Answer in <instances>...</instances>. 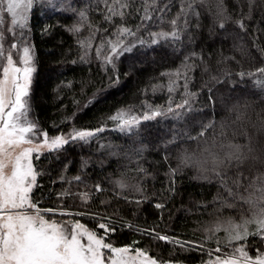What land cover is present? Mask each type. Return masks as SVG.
<instances>
[{
    "label": "snow or ice",
    "instance_id": "snow-or-ice-1",
    "mask_svg": "<svg viewBox=\"0 0 264 264\" xmlns=\"http://www.w3.org/2000/svg\"><path fill=\"white\" fill-rule=\"evenodd\" d=\"M260 3L264 6V0ZM37 6L74 16L73 23L64 26L77 45V59L71 63L91 65L95 61L110 83H119L118 64L125 53L136 49L139 56L146 57L148 50L170 48L169 58L179 62L141 89L145 97L149 93L153 97L165 94V103H150L145 98L138 107L116 109L96 127H78L73 113L60 121L66 130L54 123L55 131L50 134L31 115L36 58L30 21ZM256 7L257 0H232L231 8L229 0H95L94 5L89 0L81 8L69 0H0V264H183L172 258L175 249L200 252V264H264V152L257 153L248 131L250 124L258 133L264 132V109L252 121L250 103L237 101L217 120L213 99L216 85L225 81L235 85L236 77L239 82L250 81L264 101V44L259 35L264 33L259 27L264 11L250 28ZM94 11L101 14L95 22L91 15ZM205 14L212 23L209 33L219 29L231 35L233 50L247 58L248 68L222 49L215 53L213 67V53H207L206 58L203 47L196 50L192 33L199 31ZM48 30L46 25L44 32ZM229 62H234L238 70ZM197 70L201 87L193 91ZM72 83L64 86L71 89ZM88 83L80 81L82 94ZM205 89L210 115L195 107ZM220 102L223 104L222 98ZM73 103L78 105L79 101L73 98ZM91 103L89 99L87 104ZM165 120L174 123L168 129L170 137L162 140L158 150L163 151L167 163L170 149L176 147L178 163L176 167L168 164L167 184L160 195L167 199L175 196L176 177L185 169L194 170L195 179L216 187L210 201L198 202V209L204 210L202 215L210 219L196 221L193 235L201 233L196 240L161 232L158 223L134 224L120 215L119 209L107 211L114 200L138 209L156 195L147 188L149 178L154 180L155 176L141 163L149 147L139 135L144 122L159 124ZM108 121L112 131L137 140L127 150L111 141L98 144L99 150L108 156L123 155L134 167L125 165L123 171L109 175L107 186L101 180L89 185L91 158L81 156L73 175H68L69 160L52 181L60 184L54 193L55 206H44L46 198L35 196V190L42 188L38 177L43 175L35 161L45 153L66 152L69 145L82 147L98 142ZM189 144L194 147L189 148ZM52 198L50 191L47 199ZM94 200L104 211L89 210ZM154 207L163 210L166 204L158 202ZM132 215H136L135 209ZM85 218L91 227L82 222ZM160 219L163 221L162 213ZM125 227L153 243L171 245L169 258L150 254V247L141 246L136 239L119 242L114 234Z\"/></svg>",
    "mask_w": 264,
    "mask_h": 264
},
{
    "label": "trees",
    "instance_id": "trees-1",
    "mask_svg": "<svg viewBox=\"0 0 264 264\" xmlns=\"http://www.w3.org/2000/svg\"><path fill=\"white\" fill-rule=\"evenodd\" d=\"M74 7L81 8L89 3V0H69ZM94 5L95 0H91ZM230 8L232 0H229ZM102 7V6H101ZM245 7V11H246ZM175 11V9H173ZM264 11V6L260 0H257V7L254 8L253 21L250 22V28L255 26V23L260 20V13ZM93 21L101 19L99 11L91 13ZM74 16L69 12H61L58 9L48 7L34 8L31 16V37L30 41L34 45L36 58V72L34 74L32 91H31V106L32 117L36 119L41 127L48 130L52 134L55 129L53 124L59 126L61 130H66L65 126L60 123L62 117L71 116L75 113L73 121L78 127H96L101 121L113 113L116 109L127 107L129 105L139 106L140 102L147 98L150 103L163 104L165 103V94L158 93L155 97L149 95L145 97L141 94V89L155 83L153 78L158 77L159 73L165 68L172 67L179 61H173L171 49L168 47L157 48L155 51L148 50L147 56H139L136 49L132 53H125L120 57L118 69L120 73L119 83H110L103 70L94 61L91 65L71 63L77 59V45L75 38L71 33L66 31V25L73 23ZM135 23V21H129ZM49 26L48 32H44V27ZM166 27V25H165ZM212 27L211 19L205 14L201 18V28L199 31H193L195 39V48L200 50L201 47L207 53H213L210 63L215 67V53L222 49L225 55H235L241 64L248 68L250 66L247 58L242 57L239 52L232 48L234 38L227 35L222 30L215 29L212 34L208 29ZM259 27L264 29V22H261ZM155 30V29H154ZM260 35V42L264 44V33ZM245 40L248 37L245 36ZM251 45L249 44V47ZM254 51V50H253ZM255 54V53H254ZM233 69L238 70V66L234 62H229ZM196 81L192 86V90L196 91L201 87L199 70L196 73ZM206 78V77H205ZM237 83L225 81L223 84H218L214 88L213 99L216 100V119L219 120L226 115V107L239 101L244 104L246 101L250 103L248 113L252 121L256 120V113L264 109V101L260 100L259 93L255 86L250 81ZM90 81L88 86L81 93L80 81ZM72 81V88L69 89L64 85ZM63 82V83H62ZM58 86H60L58 88ZM93 93L95 98L93 99ZM73 98L79 101L78 105H74ZM223 99V104L220 100ZM92 99L91 104L87 101ZM87 104V106H85ZM208 104L206 89L200 93L196 108H203L204 113L210 115L211 109ZM108 123L107 130L101 134L99 141H93L90 145H69L66 146L67 151L49 156L47 153L41 156L38 161H35L38 168L43 172V175L38 177V183L42 188L35 190V196L45 197L44 206H55L54 193L60 189V184H53L52 181L57 180L63 164L71 161L69 164L68 175H73L79 167L81 156L90 157L91 163L88 168V183L91 185L96 180H101L107 186L106 178L109 175L115 176L119 171L124 170L125 165H129V161L121 156H108L98 148V144H119L123 150H127L129 145L133 144L136 137L125 136L118 131H112V124ZM174 122L165 120L157 124L156 122H144L140 129L139 140L147 144L149 151L145 153V159L141 161L144 168L150 173H153L155 179L151 177L148 180L147 188L150 193L155 192L156 195L151 197L148 202L143 203L137 209L135 205H128L124 201H113L112 206L107 209L108 213H112L115 209H119L120 215L134 224L152 225L158 223L157 230L167 232L170 235L181 236L183 239L196 240L201 233L196 232L193 235L192 230L197 227L196 221L210 219L207 215H202L203 209H198L197 205L200 201H210L216 193V187L213 184H208L202 180L195 179V172L192 169H185L183 174L176 177V194L171 199H167L166 195L161 196V190L167 184L165 173L168 169V164L176 167L178 161L176 156L178 149L173 147L170 149L171 156L167 163L163 160V151L158 150L162 140L170 137L171 133L168 129ZM249 134L253 137V145L257 153L264 152V132H257L248 125ZM189 148L194 145H187ZM57 156L59 158H57ZM134 167V165H129ZM53 193L52 199H47L49 192ZM108 194H105L107 197ZM164 202L165 209H156L155 203ZM78 203V202H77ZM97 209L104 211L99 205L98 200H94L90 206V211L95 212ZM133 209L136 210V215H132ZM163 214V221L160 216ZM82 222L91 223L85 218ZM114 237L119 242L128 243L132 239L139 240L141 246L150 247V254L159 253L165 259L169 258V253L173 251L171 245H166L164 242H151L148 237H140L138 234L131 233L126 227L114 234ZM173 259H179L185 264H197L202 258V254L197 251L180 252L175 249Z\"/></svg>",
    "mask_w": 264,
    "mask_h": 264
},
{
    "label": "rangeland",
    "instance_id": "rangeland-1",
    "mask_svg": "<svg viewBox=\"0 0 264 264\" xmlns=\"http://www.w3.org/2000/svg\"><path fill=\"white\" fill-rule=\"evenodd\" d=\"M35 74V73H34ZM33 78H34V76H33ZM46 154V153H45ZM57 218H59V217H57ZM91 227V226H90ZM183 264H185V263H183ZM197 264H200V262L199 263H197Z\"/></svg>",
    "mask_w": 264,
    "mask_h": 264
}]
</instances>
